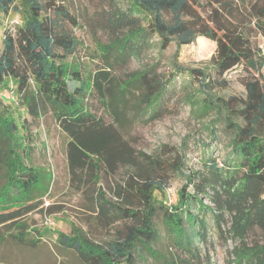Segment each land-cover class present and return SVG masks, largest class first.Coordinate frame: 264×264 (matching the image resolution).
<instances>
[{"label": "trees", "instance_id": "obj_1", "mask_svg": "<svg viewBox=\"0 0 264 264\" xmlns=\"http://www.w3.org/2000/svg\"><path fill=\"white\" fill-rule=\"evenodd\" d=\"M207 2L210 7L203 9V0H129L126 7L108 0L102 27L111 34V41L102 47L105 63L85 77L66 62L78 45L66 23L79 26V22L65 5L56 0H0V33L11 13L22 19L15 29L4 27L2 32L0 104L5 100L2 93L14 80L13 95L32 117L51 113L69 136L70 180L92 196V208L101 224L110 227L120 219L131 221L106 245L93 242L82 232L76 236L59 232L60 244L75 250L87 264H138L140 248L159 256L153 247L159 238L155 223L159 209L173 239L174 252L164 259L166 264H203L199 242L206 239L208 226L203 211L211 213L219 228L228 218L229 232L240 242L235 248L237 264H264V70L260 44L254 38H264V0ZM199 36L216 42L212 61L222 82L223 75L237 66L252 77L245 82V98L201 97L199 88L190 85L185 99L194 116L204 118L214 110L216 116L210 124L220 121L231 139L222 164L207 152L202 156L203 167L186 174L185 155L179 149L167 159L137 151L117 124L91 110L89 100L96 96L117 120L124 95L134 89L139 92L137 104L150 117L159 116L177 74L201 76L200 83L207 87L213 79L204 70L175 64L173 75L166 77L158 71V62L173 44L177 59L181 48ZM151 55L156 59L144 64V58ZM131 59L141 61L142 67L130 73L119 90L114 64ZM4 114L0 108V225L37 208L38 196L47 190L50 180L42 168L25 163L24 156L31 149L21 133L25 119L18 124ZM121 168H127V175L123 183H117L112 197L102 187L95 188L101 174L114 175ZM171 174H181L186 180L174 204L167 196L164 202L158 201L155 193L166 192ZM27 228L16 238L36 245L39 239L25 236ZM253 231L260 232V240L248 243L247 236Z\"/></svg>", "mask_w": 264, "mask_h": 264}, {"label": "rangeland", "instance_id": "obj_2", "mask_svg": "<svg viewBox=\"0 0 264 264\" xmlns=\"http://www.w3.org/2000/svg\"><path fill=\"white\" fill-rule=\"evenodd\" d=\"M56 1L65 5L79 22V26L66 23L68 30L78 39L76 51L67 55L66 62L71 69H80L82 76L90 77L104 66L106 55L102 47L111 41V34L102 27L103 15L106 9H109L108 0ZM113 1L118 2L122 7H126L129 3V0H110V3ZM203 4V9H208L211 5L207 0H203ZM21 23V16L16 13H11L5 18L0 33V47H2L4 27L15 29ZM254 38L258 45L263 40L262 35ZM58 51L63 53L61 49ZM175 51L176 45L173 44L158 62V71L168 77L175 72L174 64L185 69H201L213 76L208 87L200 83L201 76L190 78L189 73L180 72L175 77L174 88L166 96L165 109L157 117H150L144 108L137 104L139 92L134 89L124 95L120 103L121 114L117 120L112 110H108L106 104L96 96L90 97L89 105L91 110L106 122L117 124L123 136L137 151L167 159L172 151L179 149L180 153L185 155L184 173L187 174L191 170L197 171L203 167L202 156L207 152L222 164L228 156L231 139L229 131L220 121L210 124L216 116L214 110L204 118L194 116L191 105L185 99L187 92L192 88L190 85L199 88L197 92L201 97L228 99L236 95L245 98L247 96L245 82L252 76L245 68L237 66L223 75L222 82V79L217 77L212 61L216 52V42L204 36H199L193 43L183 46L177 59L174 55ZM154 59L156 58L151 55L144 58L143 62L144 64L153 62ZM114 65L116 68L113 70V75L117 89L124 79L130 77V73L142 67L141 61L136 59ZM10 85L11 88L2 93L5 100L1 101V111L5 116L15 118L18 124L25 119L26 127H22L21 133L25 135L31 147L27 156H24L25 163L42 168L43 172L50 175V180L46 182L47 190L38 196L40 203L37 208L15 222L0 225V264H87L75 250L60 244L59 232L70 236L82 232L93 242L106 245L108 241L116 239L118 232L131 221L120 219L110 227L101 224L97 211L92 208L90 200L92 196L86 191L78 190L70 180L67 158L69 136L61 129L51 113L33 118L16 95L14 98L9 97V92L14 91L12 94H16L15 81L11 80ZM212 132H215V136ZM126 175L127 168H121L114 175L101 174V179L93 185L95 188L102 187L110 198L117 183H123ZM170 176L171 180L166 192H155L158 201L164 202L165 196L168 199L173 197L171 190H175V197L169 200V203H176L178 200L177 191L182 188L186 180L181 174ZM189 190L193 191L192 185L189 186ZM204 199L209 203L206 198ZM112 200L117 205H125L116 199ZM201 215L206 217L208 223L206 239L204 242H199L202 263L237 264L235 248L240 242L229 232L228 218L219 228L210 212L203 211ZM21 223L28 227L25 234L27 239H39L36 245L23 243L16 238L20 231L25 230L24 225L23 228L20 227ZM155 223L159 230V238L153 247L160 255L153 256L140 248L136 252L138 264H166L164 259L171 257L174 252L172 235L163 222L161 209L155 218ZM260 237L259 231H253L247 236V241L252 243L260 240Z\"/></svg>", "mask_w": 264, "mask_h": 264}, {"label": "built area", "instance_id": "obj_3", "mask_svg": "<svg viewBox=\"0 0 264 264\" xmlns=\"http://www.w3.org/2000/svg\"><path fill=\"white\" fill-rule=\"evenodd\" d=\"M17 22H18V20H17ZM260 48H261V52H262V56H263V70H264V38L260 43ZM9 97L14 98V95L12 94V92H9ZM171 192L173 194V197L169 198L170 201H171V199H173L175 197V190H171ZM171 192L170 191L168 192L169 196L171 195ZM170 204H174V203L170 202Z\"/></svg>", "mask_w": 264, "mask_h": 264}]
</instances>
